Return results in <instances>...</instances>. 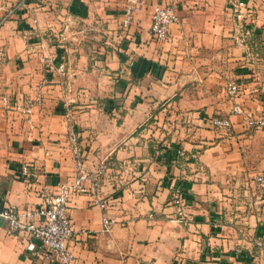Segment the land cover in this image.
<instances>
[{"label":"crops","instance_id":"obj_1","mask_svg":"<svg viewBox=\"0 0 264 264\" xmlns=\"http://www.w3.org/2000/svg\"><path fill=\"white\" fill-rule=\"evenodd\" d=\"M158 1L142 0L124 28L129 0H0V208L13 204L39 222L42 195L67 186L79 233L71 264H264V188L253 187L264 174V128L232 112L235 102L264 110V0H247L249 49L236 42L230 0H181L170 37L155 39ZM63 17L74 41L52 31ZM231 81L241 84L236 99ZM39 91L30 117L3 100ZM71 112L86 170L105 168L97 195L75 189ZM218 114L232 126L211 125ZM7 228L0 215V264H62Z\"/></svg>","mask_w":264,"mask_h":264},{"label":"built area","instance_id":"obj_2","mask_svg":"<svg viewBox=\"0 0 264 264\" xmlns=\"http://www.w3.org/2000/svg\"><path fill=\"white\" fill-rule=\"evenodd\" d=\"M180 2L181 0H163L154 4L151 14L150 32L155 39L166 40L170 37L172 25L179 21ZM141 4L142 0H129V3L125 6L122 19L124 28L131 25L135 13L141 8ZM229 5L232 15L236 20V42L245 49H249V36L251 34V28L248 23V18L251 14L249 2L247 0H230ZM6 61L7 50L5 47L0 46V63H5ZM60 70L65 71V63L60 65ZM241 89V84L239 82L231 81L227 86V93L231 99H236L239 97ZM3 100L7 104H12L13 108L23 115L30 117L35 106L43 103L44 96L42 91H39L33 96L25 95L17 98L5 95ZM232 112L244 114L249 129L255 130L264 128V110L256 114L247 112L240 103L235 102ZM70 120L68 139L71 143L78 167V180L75 189L80 192L90 191L97 195L102 187L101 175L104 173V165H100L95 172L88 173L85 166V157L83 156L79 144V136L75 126V114L73 112L70 113ZM210 122L214 127L225 128H230L233 124L230 116L222 114L212 116ZM23 171L28 175L30 173V166L25 164L23 166ZM86 178H92L93 184L91 187H87L83 184ZM253 187L257 191L263 192L264 174H258L255 177ZM172 201L176 207V213L179 219L187 221L191 218L186 210L185 199L180 191L174 193ZM98 202L103 207L106 206L105 201L99 200ZM38 210L42 219L39 222H35L26 219L13 204L0 208V215L8 220L7 233L13 235L17 232H26L32 239L39 242L41 249L51 260L58 261L62 264L73 263L76 259V255L70 243L77 238L79 233L74 228L70 214L69 188L62 185L56 191L45 192L42 195V201ZM113 222V219L105 217V230L110 229ZM258 244L264 247V234L258 240ZM29 246L35 247V243L31 242ZM122 264L127 263L123 262Z\"/></svg>","mask_w":264,"mask_h":264},{"label":"rangeland","instance_id":"obj_3","mask_svg":"<svg viewBox=\"0 0 264 264\" xmlns=\"http://www.w3.org/2000/svg\"><path fill=\"white\" fill-rule=\"evenodd\" d=\"M59 20H61L62 21V23H61V25H60V28H58V30L57 31H55V30H52V31H54L55 33H58V37H60V38H64V39H66V40H68V41H70V40H72V36H69V34L68 33H66V29H67V31L68 32H71L72 33V31L73 30H75L74 28H76V27H73V25H70L69 27L67 26V27H64L63 26V23H65L66 21H68L69 19L66 17H63V18H59ZM69 23V22H68ZM74 23V25L76 24V22H73ZM63 34H65L64 36H63ZM87 34L88 33H85V36H87ZM57 37V36H56ZM65 40V41H66ZM91 40V39H90ZM72 41H74V40H72ZM88 42V41H87ZM91 41H89V43H90Z\"/></svg>","mask_w":264,"mask_h":264}]
</instances>
